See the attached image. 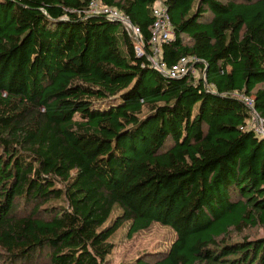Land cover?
Listing matches in <instances>:
<instances>
[{
  "label": "trees",
  "instance_id": "16d2710c",
  "mask_svg": "<svg viewBox=\"0 0 264 264\" xmlns=\"http://www.w3.org/2000/svg\"><path fill=\"white\" fill-rule=\"evenodd\" d=\"M93 1L0 0L7 258L103 264L129 221V237L154 222L174 231L152 264H264V237L224 240L264 226V134L242 99L264 121V0L163 1L173 37L160 61L194 56L198 78L148 58L155 0H97L139 28L147 55Z\"/></svg>",
  "mask_w": 264,
  "mask_h": 264
},
{
  "label": "rangeland",
  "instance_id": "374dc122",
  "mask_svg": "<svg viewBox=\"0 0 264 264\" xmlns=\"http://www.w3.org/2000/svg\"><path fill=\"white\" fill-rule=\"evenodd\" d=\"M96 2L98 1L96 0ZM194 76L200 77V70L197 69ZM252 115L256 116V113L253 112ZM254 125L258 126L257 122L252 120L248 122L249 128L254 127ZM32 207V203L26 204L23 200H19L17 212L21 215H27L32 210ZM118 211L117 208H114L111 217L116 215ZM129 223V221H125L109 238V242L113 244V249L103 264H127L139 257L145 258L149 264H152L155 259L163 255L175 237V233L170 227L157 222L129 237L127 235ZM260 237H264L263 225L245 227L241 231L230 228L224 240L231 242L241 241L245 238L257 239ZM42 257V261H45L46 258ZM0 264H25V262L18 260L12 262L10 258H7L5 249L0 246Z\"/></svg>",
  "mask_w": 264,
  "mask_h": 264
},
{
  "label": "built area",
  "instance_id": "2783aa9c",
  "mask_svg": "<svg viewBox=\"0 0 264 264\" xmlns=\"http://www.w3.org/2000/svg\"><path fill=\"white\" fill-rule=\"evenodd\" d=\"M164 0H155V3L152 8V14L154 16V21L152 24V34L149 42L150 53H148V58L150 59L152 65L161 71L162 73L170 76V77H178L182 76L188 72L194 73L196 72L195 62L196 58L194 56H182L178 59L176 63H173L171 66L167 67L164 63L160 61L161 57V49L160 46L162 42L167 41L173 37V28L169 22V18L167 13L163 7ZM91 13H103L107 14L109 18L118 20L122 22L126 31L131 35L136 44V49L138 53L146 54L144 50V45L141 37V32L137 26H135L130 19L124 15L121 11L116 8L104 6L98 4L95 0L92 2L90 6ZM204 78V75H202ZM242 99L246 103V105L250 108L249 121L257 122L258 126L254 125L253 130L257 134H264V121L261 116H259L254 108H253V98L251 96H242ZM256 113L252 115V113ZM256 118H258L256 120Z\"/></svg>",
  "mask_w": 264,
  "mask_h": 264
},
{
  "label": "water",
  "instance_id": "95a60500",
  "mask_svg": "<svg viewBox=\"0 0 264 264\" xmlns=\"http://www.w3.org/2000/svg\"><path fill=\"white\" fill-rule=\"evenodd\" d=\"M117 22H119L118 20H116Z\"/></svg>",
  "mask_w": 264,
  "mask_h": 264
}]
</instances>
